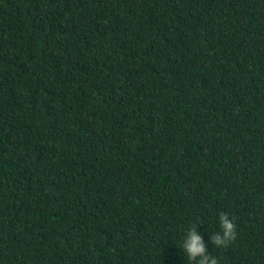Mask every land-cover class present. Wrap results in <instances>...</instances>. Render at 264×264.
<instances>
[{
  "label": "trees",
  "instance_id": "trees-1",
  "mask_svg": "<svg viewBox=\"0 0 264 264\" xmlns=\"http://www.w3.org/2000/svg\"><path fill=\"white\" fill-rule=\"evenodd\" d=\"M194 226L264 264V0H0V264H197Z\"/></svg>",
  "mask_w": 264,
  "mask_h": 264
},
{
  "label": "clouds",
  "instance_id": "clouds-1",
  "mask_svg": "<svg viewBox=\"0 0 264 264\" xmlns=\"http://www.w3.org/2000/svg\"><path fill=\"white\" fill-rule=\"evenodd\" d=\"M220 221L222 235L220 233H215L211 237V243L214 244L215 247H227L228 244L236 238V225L223 213L220 215ZM179 247L186 253L188 260L197 262V264H218L215 257L208 255L209 252L205 247V242L201 235L198 234L197 227L195 226L189 230L182 246Z\"/></svg>",
  "mask_w": 264,
  "mask_h": 264
}]
</instances>
